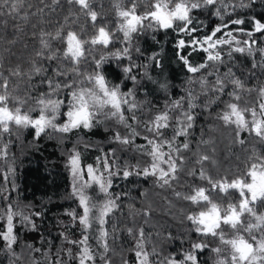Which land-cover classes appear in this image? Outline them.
I'll return each instance as SVG.
<instances>
[{"label": "trees", "instance_id": "obj_1", "mask_svg": "<svg viewBox=\"0 0 264 264\" xmlns=\"http://www.w3.org/2000/svg\"><path fill=\"white\" fill-rule=\"evenodd\" d=\"M242 10L251 8L250 2L245 0ZM51 3V0H46ZM229 5L224 15V20L214 15L215 7L210 6L208 15L198 17L196 26L199 32L197 37L202 38L205 34L211 33L217 25L228 23L235 19H244V25H231L230 30L234 32L238 40H247L248 37L242 35L237 29L243 28L249 31L253 28L252 19L245 11L238 14L234 0H225ZM115 0H96L94 10L98 12V26H105L106 30L112 33V40L109 45L85 46V57L80 61L78 68L83 74L99 71L105 76L110 86L118 85L121 92H131L129 100H134L137 104L135 115L138 118L133 120V113L127 111L124 106V114L127 123H119L117 119L106 120L101 123H95L88 129L83 127L72 129L67 133L59 132L53 128H46L39 136L32 126H17L10 124V132H4L0 135V147L8 145L7 158H0V212L7 210L11 205L14 210L22 211L24 215L29 216L31 222H22L19 217L14 220V233L17 241L13 245V251L20 257L17 261L9 253L5 244L0 240V264H55L59 259L62 264H76L74 259L77 247L71 245L65 240H79L83 235L81 225L72 220L67 213L75 210L82 214L79 208V202L73 195V172L67 164V159L71 154H79V167L83 171V178L87 179V165L91 164L94 168L100 167L103 171V161L107 158L114 162L111 171L117 173L112 177V187L110 192L115 197L119 195L117 201L118 207L110 214L111 222L106 225L109 232H113L115 225L114 238L109 237V245L114 249L115 254L109 253L113 264H137L135 256L136 243L143 229L144 250L149 253L148 264H165L169 257H174L180 261L184 253L191 249L193 243H206L205 249L195 250L198 256V264H215L217 255L212 252L213 248L218 246L219 239L212 236L203 237L195 231L192 221L187 219L188 215L197 214L203 210V205H194L189 201L177 199L173 195V189L182 193H191L192 186L208 187L207 182L199 179H193L187 176V171L194 164L196 157L193 153L199 150L201 154H208L217 163L213 166L208 162L205 166L209 168L214 179L227 176L228 179H234L237 175L246 172V166L250 164L255 157H264V141L256 137L254 133L242 132L240 139H244L243 145L238 143L235 136V126H227L218 119V116L225 110V105L233 102L228 93L233 91V86L226 81L227 87L223 93L213 92L209 88L204 91L201 85L197 83L201 76H207L211 86L216 75H208L213 69L201 70L200 73L193 74L187 71L183 62L179 59L180 49L177 47V38L183 37L186 41L188 37L183 33L163 29L153 23L152 27H147L149 21H144L145 27L136 33H133L128 40H125L123 32L119 31V24L114 17ZM28 4L32 5L30 11H35L41 7L40 0H27L25 10ZM255 16L252 18L264 22V0H258L255 4ZM219 7V5H217ZM70 6L67 0H60V4L55 7V11L46 10L43 25L46 31L55 34L57 28L64 23V17L69 15ZM75 17H70V29L81 33L84 40H90L95 34L91 30V20L80 15L79 9L75 6L71 8ZM23 14V13H21ZM76 23L72 24V19L76 18ZM7 19V17H5ZM39 18L33 17L27 23L23 21L9 20L6 30L0 28V55H3V66L0 71L8 75V69L15 68L19 64L24 71L31 68V61L35 59V51L39 48L38 33L40 27L33 28V24H38ZM20 24L21 31H13L16 23ZM83 29V31H82ZM37 33V36L33 35ZM219 33L218 36H222ZM257 40V47L262 48L261 40H264V34L256 33L253 37ZM16 40L15 44L9 45L7 41ZM233 42V47H235ZM223 48V63L216 64V70L223 76L231 69L233 77L240 79L244 83L245 89H255L251 93H242V99L239 102L240 107L257 108L259 112V103L262 102L258 96V89L264 86V70L261 68L253 69V61L259 62L261 56L258 52L249 55L247 52H233L229 58L227 45ZM65 45L61 41L52 42V50L59 53V58L55 61L44 60L39 66L47 69L42 75L33 76L31 84L27 77L18 79L12 77L10 80V91L13 94L24 99L26 103L22 107V112H29L33 119L40 114L37 99L42 93L49 92L47 82L41 83L45 76H53V70L60 65L64 71L68 72L67 77H58L61 83H72L78 79H84L83 76L77 77L71 73L73 62L70 59H64ZM127 48V55L123 50ZM4 49H8L7 52ZM120 53V55H114ZM183 54L189 57L193 65H198L205 61L206 53L199 48L194 51L191 46L183 50ZM101 57L106 59L101 63L99 69L96 68V61ZM131 67V73H126L125 68ZM135 77L133 81L132 77ZM189 80L193 81L191 84ZM165 85V87H161ZM84 87L92 85L84 79ZM70 89H61L58 95L49 98L60 99L64 101L61 105V114L57 117V125H62L67 117L63 115L67 108V99ZM191 91L195 97L193 103L196 107L191 109L195 117L193 126L189 129L191 150L184 152L185 159L189 162L180 175L179 183L174 184L172 189L161 188L154 183V178L136 175L135 171L129 177L123 176V171L131 170V166L139 163L140 167L146 166L150 157L146 155L149 150L147 147L142 152L138 150L139 145H147L144 137L151 136L148 133L145 124L152 120L157 114L169 111L170 124L166 130H162L164 139H171L173 130L178 127L176 119L180 117L183 111L188 110V93ZM183 98V100H182ZM182 100V106L179 109L171 106L176 101ZM10 101V107H15ZM246 118L251 120V114ZM131 125V127H128ZM135 130L139 135L133 137ZM121 136H127L132 140L130 144H121L115 140L116 133ZM184 137H177V143L182 144ZM211 141L204 145L201 140ZM167 152V146L164 147ZM75 152V153H74ZM97 158L100 163L98 165ZM252 158V160H250ZM11 166L12 172H8ZM197 177L199 167H196ZM7 177V178H6ZM145 193V195H141ZM88 194L93 196L97 202L104 199L103 195H98V188L95 186L88 190ZM215 202L227 206L229 202H238L239 193L235 190H229L227 196L222 193H212ZM148 210V215L144 211ZM264 211V207L259 208ZM138 213V214H136ZM248 217L245 216V223ZM6 220L0 219V230L5 228ZM133 229V234H129L128 229ZM226 238L232 236L233 230L230 226L224 229ZM92 239L89 243L95 248V229L91 231ZM246 238L247 234L242 233ZM31 246V250L28 246ZM71 248L73 258L67 254V249ZM38 250V251H36ZM99 251V249H97ZM228 248L224 246V251L220 258H228ZM203 254V255H202ZM123 258V259H122ZM97 264H102L97 257Z\"/></svg>", "mask_w": 264, "mask_h": 264}, {"label": "snow or ice", "instance_id": "obj_2", "mask_svg": "<svg viewBox=\"0 0 264 264\" xmlns=\"http://www.w3.org/2000/svg\"><path fill=\"white\" fill-rule=\"evenodd\" d=\"M96 0H67L70 6L69 15L64 17V23L57 28L55 34L45 30L43 25L47 23L45 20L46 10L55 11V7L60 4V0H51L47 3L46 0H40L41 7H37L35 11H30L31 4H28V9L25 10L27 0H0V28L6 30L9 20L23 21L27 23L31 18L38 17V24H33L35 29L40 27L38 33L39 48L35 51V59L31 61V68L28 71L22 70L19 64L15 68L8 69V75L5 76L3 71H0V135L4 132H10V124L14 123L17 126H32L36 135L39 136L46 128H53L59 132L67 133L72 129L83 127L88 129L94 126L95 123H101L106 120L117 119L119 123L126 124V117L124 114V106H127V111L133 113L132 119L137 120L135 110L137 104L134 100H129L131 92L123 93L118 85L110 86L105 76L99 71L93 73L83 74L79 71L78 65L85 57V46H107L112 40V33L106 30L105 26H100L96 29V33L90 40H84L81 33L70 29V17H75L72 12L73 6L79 9L80 15L86 19H90L95 27L99 19V14L94 10ZM219 5V7H217ZM212 6L216 8L214 15L218 16L221 21L224 20V15L227 12L229 5L225 0H200L192 2V0H153L150 5V10L143 15L137 14V4L132 3L130 8L121 6V0L114 3L116 14L121 18L122 22L119 25V31L123 32L125 40H128L133 33L141 30L144 21H149L147 27H152L153 22L163 29H176L188 37V40L180 39L177 42V47L180 49L179 59L183 62L187 71L193 74L200 73L201 70L212 68L213 71L208 75H216L214 83L210 86L207 76H201L197 83L201 85L202 90L208 91L209 88L213 92L223 93L226 90L227 82L233 86V91L228 93L233 102L225 105V110L218 116L225 125L231 127L235 126V136L238 143L243 145L244 139H240L241 133L247 131L249 134L254 133L264 141V86L258 89V96L262 102L259 103V112L255 106L240 107L239 102L242 99V93H251L255 89H245L243 81L234 78L231 69L223 76L216 70L217 63H223L222 52L223 48L220 46L227 45L229 51L228 57L231 58L233 52L245 53L249 55L258 52L261 56L259 62L253 61V69L261 68L264 70V48L257 47V40L254 39L256 33L264 34V22L253 19V28L245 31L243 28L237 29L242 35L248 37L247 40H238L236 35L229 28L231 25H244V19L231 20L228 23H221L214 27L211 33L205 34L202 38L197 37L196 33L199 28L191 15L193 9L200 7ZM246 7L247 5H240ZM23 13V14H21ZM7 17V19H5ZM72 19L71 23L75 24L76 19ZM182 26H179V24ZM13 31L19 33L21 31L20 24L17 22ZM83 31V29H82ZM223 33L222 36H218ZM37 36L36 32H33ZM6 39V37H0ZM61 41L65 45L63 57L70 59L73 62L71 73L77 77L83 76L92 86L84 87V79H78L72 83H61L58 77H67L68 72L57 65L53 70V76H45L41 83L47 82L49 92L42 93L37 99L36 104L39 106L40 114L33 119L31 111L22 112V107L26 101L10 91V80L12 77L23 79L27 77L29 86L33 76L44 74L47 69L39 66L42 61H55L59 58V53L52 50V42ZM233 42L235 47H233ZM9 45L15 44L16 40L7 41ZM191 46L195 51L197 46L200 51L206 53L204 62L193 65L189 57L183 54V50ZM5 52L8 49H4ZM127 48L123 50V54L127 55ZM114 55H120L115 53ZM3 55H0V67L3 66ZM106 57H101L96 61V68L99 69L101 63ZM131 67L125 68L126 73H131ZM135 81V77H132ZM193 81L189 80L191 84ZM165 87V85H161ZM61 89H70L67 99L68 110L63 113L67 120L62 125H57V117L61 114V105L63 100L51 99L49 97L58 95ZM195 97L192 96L191 91L188 93V110L183 111L180 117L176 119L177 128L173 130L171 139H164L162 130L171 127L169 111L157 114L152 120L145 124V128L151 136H145L147 145H139L138 150L144 151L147 147L149 150L146 155L150 157L149 163L143 168L137 165L131 166V170L126 167L123 171V176L129 177L135 171L136 175H143L145 177L154 178L156 183L161 188L172 189L174 184L179 183L180 175L184 171L185 166L189 162L185 159L184 152L191 150L189 129L193 126L195 117L191 113V109L196 105L193 103ZM183 100V98H182ZM182 100L176 101L171 107L179 109L182 106ZM10 101L15 107H10ZM251 114V120L246 118L247 114ZM131 127V125H128ZM139 135L135 130L132 136ZM177 137H184L182 144L177 143ZM115 140L121 144H130L132 140L127 136H121L119 132L115 135ZM200 144L207 145L211 141L201 140ZM167 146L168 151H164ZM8 145L4 144L0 147V158H7ZM196 157L194 166L187 171V176L194 180L199 179L202 182H207L208 187L192 186L191 193H182L181 191L173 189V195L179 200L189 201L194 205H203L204 210L197 214L187 216V219L192 221L195 226V231L203 237L212 236L219 239L221 246H227L229 250L228 258H220L224 247H216L212 249L217 255L215 264H264V212L257 211V205H264V157H255V159L246 166V172L237 175L234 179H228L227 176L219 179H214L209 168L205 165L210 162L213 166L216 161L208 154H201L199 145L197 151L193 153ZM252 160V158H250ZM73 172V195L77 197L79 208L82 209V214H78L75 210L67 214L72 217L74 222L81 225L83 235L79 240L68 239L65 240L71 245L77 247L74 259L76 264H97V257L102 264H113L109 253L115 254L114 249L109 245V237L114 238L115 225H113V232L110 233L106 225L111 222L110 214L118 207L117 201L120 199L119 195L115 197L110 192L112 187V177L117 173L111 171L114 167V162H110L107 158L103 161V171L100 167L94 168L93 165H87V179L83 178V171L79 167V154L71 156L70 159ZM99 165L100 160L97 158ZM199 167V175L197 177L196 167ZM8 172H12L11 166ZM7 178V177H6ZM98 188V195L102 194L104 199L97 202L96 199L88 194V190L93 187ZM229 190H235L239 193L238 202H229L227 206L222 203L215 202L212 198V193H222L227 196ZM145 195V193H141ZM138 214V213H136ZM144 215H148V210L144 211ZM245 216L248 217L245 223ZM19 217L22 222L30 223V217L23 214L22 211L14 210L11 205L7 210L0 212V219L6 220L5 228L0 230V240L5 244L6 250L12 254L15 260L20 257L13 251V245L17 241V236L14 233V220ZM222 226H230L233 230L231 238H226ZM95 229L96 247L94 248L90 243L92 239L91 231ZM129 234H133V229H128ZM246 233L247 237L244 234ZM257 233L259 235H257ZM31 250V246H28ZM208 245L206 243H193L190 250L184 253L182 260L177 261L174 257L166 259L165 264H198V256L195 254L197 249H205ZM99 249V251L97 250ZM38 251V250H36ZM70 258H73L72 249L66 250ZM135 256L137 257V264H148L149 253L144 250L143 244V229L140 230V235L136 243ZM123 259V258H122ZM55 264H62L57 259ZM124 264H128L124 260Z\"/></svg>", "mask_w": 264, "mask_h": 264}, {"label": "flooded vegetation", "instance_id": "obj_3", "mask_svg": "<svg viewBox=\"0 0 264 264\" xmlns=\"http://www.w3.org/2000/svg\"><path fill=\"white\" fill-rule=\"evenodd\" d=\"M234 1L236 3V6H237L236 7V10H237L236 12L238 14H240V13H242V12L245 11L246 13H248L249 15H251V16H249V18H251L252 21H253L254 18H252V16H255L254 14H256L255 13L256 10L254 11L253 8H256L255 4H256V2L258 0H248L250 2V6H252V7L249 8V9H247V10H242V7L240 6L241 4H244V2H246L245 0H234ZM115 2H117V0H115ZM133 2H135L137 4V14L143 15L146 11L150 10V5L153 2V0H121V6L124 7V8H130L132 6V3ZM192 2H196V0H192ZM200 2L202 3L203 0H200ZM209 8H210V6H208V7H200V8L193 9L192 12H191V15L194 18V21L196 22V19L198 17L207 16L208 15V9ZM114 17L116 19V22H118V24L120 25V23L122 22V20H121V18H119L117 16L116 9L114 10ZM177 23L179 24V22H177ZM179 26H182V24H179ZM99 27L100 26H98L96 28V25H95V27H93V23L91 24V30L93 32H95V33H96V29H98ZM170 30L179 32L176 29L175 26H174L173 29H170ZM179 39H183V37L177 38V42L179 41ZM261 43H262V48H264V40L263 41L261 40ZM262 207H264V205H257V210L259 208H262ZM222 228H223V231H224V229L226 228V226H222ZM257 235H259V234L257 233ZM209 236H207V237L209 238ZM228 238H231V236L228 237ZM218 245H220L219 242H218ZM226 248H227V246H226ZM228 253H229V251H228Z\"/></svg>", "mask_w": 264, "mask_h": 264}, {"label": "rangeland", "instance_id": "obj_4", "mask_svg": "<svg viewBox=\"0 0 264 264\" xmlns=\"http://www.w3.org/2000/svg\"><path fill=\"white\" fill-rule=\"evenodd\" d=\"M198 47V46H197ZM199 48V47H198ZM75 153V152H74ZM73 155H75V154H71L70 156H69V158L67 159V164L72 168V166H71V162H70V159H71V156H73ZM203 210H204V207H203ZM258 212H264V211H259V210H257Z\"/></svg>", "mask_w": 264, "mask_h": 264}, {"label": "water", "instance_id": "obj_5", "mask_svg": "<svg viewBox=\"0 0 264 264\" xmlns=\"http://www.w3.org/2000/svg\"><path fill=\"white\" fill-rule=\"evenodd\" d=\"M180 40V39H179Z\"/></svg>", "mask_w": 264, "mask_h": 264}]
</instances>
